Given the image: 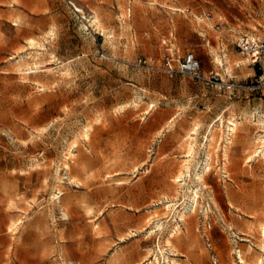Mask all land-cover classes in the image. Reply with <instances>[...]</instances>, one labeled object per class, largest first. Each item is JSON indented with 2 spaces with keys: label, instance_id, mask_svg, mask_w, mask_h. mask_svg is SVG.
<instances>
[{
  "label": "rangeland",
  "instance_id": "rangeland-1",
  "mask_svg": "<svg viewBox=\"0 0 264 264\" xmlns=\"http://www.w3.org/2000/svg\"><path fill=\"white\" fill-rule=\"evenodd\" d=\"M243 34L264 40V0H0V264L264 257V91L163 71L191 51L203 74L245 80Z\"/></svg>",
  "mask_w": 264,
  "mask_h": 264
},
{
  "label": "built area",
  "instance_id": "built-area-1",
  "mask_svg": "<svg viewBox=\"0 0 264 264\" xmlns=\"http://www.w3.org/2000/svg\"><path fill=\"white\" fill-rule=\"evenodd\" d=\"M235 46L241 54L247 56L251 67L255 71L254 76L240 81L226 75L227 80L224 81L219 74L213 71L205 75L202 72L199 60L191 51L185 52L182 57H177L176 60L167 55L163 62V71L169 77L177 74L184 75L195 83L218 87L229 91L231 94L243 92L252 95L264 91V40H257L243 34L237 38ZM134 65L149 67V61L145 58H139ZM218 66L222 67V64L219 63ZM208 227L209 225L206 228L208 229ZM212 264H218L215 256H212Z\"/></svg>",
  "mask_w": 264,
  "mask_h": 264
},
{
  "label": "bare ground",
  "instance_id": "bare-ground-1",
  "mask_svg": "<svg viewBox=\"0 0 264 264\" xmlns=\"http://www.w3.org/2000/svg\"><path fill=\"white\" fill-rule=\"evenodd\" d=\"M89 22H90V25L91 26H93V27H95V29L96 30H98V31H100V32H103L104 31V29L102 28V26H101V23H100V21H99V19H98V17L96 16V15H93V16H91L90 17V19H89ZM29 43H34V39H30L29 40ZM218 58H219V56L216 54V53H214V59L216 60V61H219L218 60ZM247 60V59H246ZM226 66V65H225ZM231 66V65H230ZM228 120V123H227V129H228V131L230 132V133H234L235 132V130H236V128H237V125H236V122L234 121V119L232 118V119H227ZM218 121H219V123H218V127H220L221 125H222V123H223V120H222V117H220L219 119H218ZM261 124V123H260ZM171 126H173V125H171ZM214 126L215 125H213L211 128H210V130H209V134H208V136H207V140L210 142L212 139H213V128H214ZM263 126V125H262ZM85 130V129H84ZM195 131H196V129H192L191 130V133H189L188 134V138L190 139L189 140V142H188V145H187V152H185V153H187V157H191L192 156V154H193V151H194V142L192 141V135H194L195 134ZM86 132V133H85ZM91 132V131H90ZM84 133H85V136L87 137L88 135H87V130L86 131H84ZM264 134V133H263ZM256 143H257V147L255 148V150H254V156L255 155H257V154H259L262 158H264V137L263 136H260L258 139H257V141H256ZM74 144V143H73ZM210 143H208V145H209ZM76 146V145H75ZM206 151V150H205ZM208 152V151H207ZM186 155V154H185ZM70 156V155H69ZM223 157L224 156H228L227 155V150L226 149H223V155H222ZM248 157V156H247ZM253 156H249L248 157V161H250L251 160V158H252ZM260 158V157H259ZM209 159H210V155H209V152L207 153V160H206V162H205V169L208 171L210 168H209ZM227 159V158H226ZM186 160V159H185ZM187 162H188V160H186ZM190 161V160H189ZM247 161V160H246ZM185 163V162H184ZM222 165V164H221ZM224 165V164H223ZM203 166V165H202ZM66 168H68V166L66 165ZM183 168V167H182ZM184 170L179 174V175H177L176 176V181L178 182V181H182V179H181V177L183 176V175H185V174H188V169H189V167H188V164H184ZM198 168V167H197ZM196 169V168H195ZM196 171V170H195ZM202 171V170H201ZM206 171V172H207ZM196 177V176H195ZM198 179L200 180V181H203V175L202 174H198ZM195 189L193 188V192H192V194H191V199H192V205H191V212L192 213H194L195 212V210H196V206H197V203H198V193H197V191L195 190ZM190 198V197H189ZM184 206V205H183ZM203 211V210H202ZM189 212V211H188ZM209 212V211H208ZM179 218H180V220L181 221H185L186 220V214H185V212H180L179 213ZM17 224V223H16ZM11 226L12 227H14V223L13 224H11ZM11 228V227H10ZM258 232H260L259 234H261V236L262 237H264V220L259 224V226H258ZM177 231H178V225H175L174 226V228L169 232V235H168V238H172L176 233H177ZM258 236V235H257ZM167 239V238H166ZM260 241V240H259ZM262 242V241H261ZM164 243V242H163ZM166 243L167 244H170V241H169V239H167L166 240ZM259 244V243H258ZM172 247V246H171ZM165 249V248H164ZM172 249V248H171ZM261 249H262V251L264 252V245H262L261 246ZM155 262V261H154ZM169 262L170 263H172V264H180V263H178V262H176V261H174V259L172 258V259H169ZM255 264H264V257H261V258H258V260H257V262L255 263Z\"/></svg>",
  "mask_w": 264,
  "mask_h": 264
},
{
  "label": "crops",
  "instance_id": "crops-1",
  "mask_svg": "<svg viewBox=\"0 0 264 264\" xmlns=\"http://www.w3.org/2000/svg\"><path fill=\"white\" fill-rule=\"evenodd\" d=\"M240 54H241V53H240ZM241 55H243V54H241ZM219 56H220V55H219ZM220 59H221V62H219V63H221L222 66H223V64H224V63H223V60L225 59V56H224V55L220 56ZM214 60H215V59H214ZM215 61H216V60H215ZM247 61H248L247 65H248V67H250L248 70H252V72H253L252 75H250V73L247 74L246 78H250V77H252V76L255 75V71H254V69L251 67L248 58H247ZM219 63H216V65L218 66ZM244 95H247V94L244 93ZM171 120H172V119L168 120V122H171Z\"/></svg>",
  "mask_w": 264,
  "mask_h": 264
}]
</instances>
